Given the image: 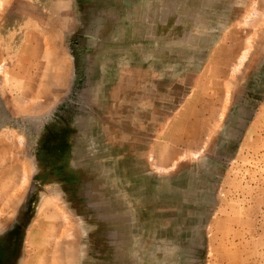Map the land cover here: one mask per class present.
<instances>
[{
	"label": "rangeland",
	"instance_id": "obj_1",
	"mask_svg": "<svg viewBox=\"0 0 264 264\" xmlns=\"http://www.w3.org/2000/svg\"><path fill=\"white\" fill-rule=\"evenodd\" d=\"M0 264H264V0H0Z\"/></svg>",
	"mask_w": 264,
	"mask_h": 264
},
{
	"label": "bare ground",
	"instance_id": "obj_2",
	"mask_svg": "<svg viewBox=\"0 0 264 264\" xmlns=\"http://www.w3.org/2000/svg\"><path fill=\"white\" fill-rule=\"evenodd\" d=\"M108 27V26H107Z\"/></svg>",
	"mask_w": 264,
	"mask_h": 264
}]
</instances>
